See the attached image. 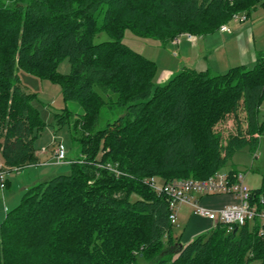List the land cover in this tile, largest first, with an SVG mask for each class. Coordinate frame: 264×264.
<instances>
[{
    "label": "trees",
    "instance_id": "1",
    "mask_svg": "<svg viewBox=\"0 0 264 264\" xmlns=\"http://www.w3.org/2000/svg\"><path fill=\"white\" fill-rule=\"evenodd\" d=\"M257 7L264 0H0L2 168L39 164L33 142L43 123L19 71L57 83L63 102L82 109L56 115L80 155L6 213L0 264H264L259 218L231 230L216 224L182 246L168 198L148 185L206 180L243 147L257 148L264 55L251 70L184 68L160 86L155 63L122 43L126 32L163 44L205 36ZM100 33L109 40L95 43ZM239 110L246 127L223 143L215 127ZM250 194L264 212V189Z\"/></svg>",
    "mask_w": 264,
    "mask_h": 264
},
{
    "label": "rangeland",
    "instance_id": "2",
    "mask_svg": "<svg viewBox=\"0 0 264 264\" xmlns=\"http://www.w3.org/2000/svg\"><path fill=\"white\" fill-rule=\"evenodd\" d=\"M228 27L232 34L238 33L240 28H243L242 32L239 33L243 38V42L241 43L243 48L247 47L248 50H252V47H254L257 50H264V8L257 7L243 23L232 20L228 24ZM181 35H187V33ZM188 35L192 38L195 37L194 41L197 40L196 48L193 45L189 48V45L184 43L185 38L181 36H178L173 42L163 44L158 40L139 38L130 32L125 33L122 43L155 63L157 72L154 82L160 86H164L167 83V79L165 80L164 78L165 75H170V78H172L182 69L186 68L182 58L183 52L181 51L184 44L188 46L192 56L195 57V62L196 64L198 63L197 65H204L206 68L212 69V63L216 59L215 57H217L216 64L213 66L215 68L212 69L215 74H224L229 68L241 64L246 70L254 68L248 62L243 64L237 61L235 49H229L228 52L230 53L232 51V55L228 63H224V66L220 53L213 52L212 54H208V49L212 45L214 47H222L223 45L226 35H222L219 31L205 36ZM108 40L109 38L105 33H100L95 37L94 42L100 43ZM236 40H239V38H236ZM187 67L193 69L192 66ZM57 71L62 75L69 73V64L66 58L61 60ZM18 77L20 84L33 96L31 105L37 110L43 123L42 128L35 133L36 136L33 142L34 149L41 163L36 166L23 168L17 173L10 172L5 175L4 187L3 189L0 188V223L4 220L6 213L20 203L23 195L28 190L27 188L19 191V188L24 185L25 181L35 182L39 178L43 179L45 177L43 176L44 173L50 172L51 170L53 174L48 177L46 176L45 181L61 174H68L70 162L76 160L80 155L79 147L73 143L68 127L59 126L56 121V115H62L64 108L75 114H81L82 109L75 103L65 104L63 102L61 89L57 83L41 79L33 73L22 70L18 72ZM257 120L261 125L257 148L252 151L247 146L243 147L240 151L234 153L224 168L221 169L222 173H229L233 170L242 174L245 185L250 190L264 189V100L258 108ZM238 124H240L243 130L245 129L246 122L242 110H239L237 119L230 115L217 124L215 130L221 134L223 143L226 142L230 135L236 134ZM103 125L104 122L101 120L99 127ZM56 142H61L65 148L66 158L62 163H57L55 157L52 156L51 150L54 148ZM0 169H3L1 164ZM156 179L162 183L159 178ZM187 180L193 179L189 178ZM7 182L12 186L10 192L5 185ZM35 184H38V182ZM11 192L12 194L9 195ZM172 232L174 233V229ZM140 264H144V262L141 261Z\"/></svg>",
    "mask_w": 264,
    "mask_h": 264
},
{
    "label": "built area",
    "instance_id": "3",
    "mask_svg": "<svg viewBox=\"0 0 264 264\" xmlns=\"http://www.w3.org/2000/svg\"><path fill=\"white\" fill-rule=\"evenodd\" d=\"M234 21L245 22V14L233 16ZM222 33H229L230 29L223 25L219 29ZM187 38L192 39L190 35ZM54 157L57 163L64 162L66 152L61 142L54 144ZM21 169H13L10 172L17 173ZM9 173L0 169V188L4 187L5 175ZM158 194H164L168 198L170 210V222L176 223V210L180 204L190 205L194 213L202 218L212 221L215 225L221 224L231 230L234 225L251 222L259 218L264 223V212H257L256 206L251 204L250 189L245 185L244 177L240 173L229 175L221 171L206 180H175L170 183H160L152 178L148 184ZM196 193L201 197L213 195H229L235 198L236 202L219 210H209L201 207L197 202H192L190 195Z\"/></svg>",
    "mask_w": 264,
    "mask_h": 264
},
{
    "label": "crops",
    "instance_id": "4",
    "mask_svg": "<svg viewBox=\"0 0 264 264\" xmlns=\"http://www.w3.org/2000/svg\"><path fill=\"white\" fill-rule=\"evenodd\" d=\"M228 26V25H227ZM243 28H240L238 33H222L219 31V33H221L222 35H226L225 40L223 41V45L222 47L220 46H211V48L208 49V54H212L213 52L216 53H220L221 54V58L223 61V66L225 64L228 63V60L230 58V56L232 55L231 52L229 53V49H235L236 51V55H237V61H240L241 63H246L248 62L250 65H255L256 63V59L258 55H264V50H257L256 48L252 47V50H248L247 47L243 48L242 46V42H243V38L240 36L239 33L242 32ZM181 37L185 38L184 43L189 45V48L191 45L194 46V48L197 47V40H195V37H193L192 39H189L186 37V35H179ZM236 38H239V40H236ZM175 40V39H174ZM173 42V41H171ZM182 45V43H181ZM189 48L187 45L184 44V47H182L181 51L183 52V61L184 64L186 65V68L188 69H192L190 67L187 66H192L193 70L196 71H204V70H210L212 71L215 61L217 60V57H215L216 59L214 60V62L212 63V69L210 68H206L204 65H197L195 62V57L192 56L191 52L189 51ZM228 49V50H227ZM226 61V62H225ZM218 63V61H217ZM225 63V64H224ZM197 66V67H195ZM201 66V67H200ZM237 66H243L241 65H237ZM236 67V66H235ZM184 68V67H183ZM224 68V67H223ZM232 68V67H231ZM230 69V68H229ZM165 80L167 79V81L170 79V75L168 76H164ZM52 151V156H54V149L51 150ZM37 155V153H36ZM38 159H39V164L41 163V160L39 158V156L37 155ZM38 164V165H39ZM36 166V165H35ZM48 171V170H46ZM51 174H53V171L51 170L50 172L44 173L43 176H50ZM29 175V174H28ZM45 177H43V179H38L37 181H25L24 185L22 187L19 188L20 190L23 189H27L32 187V185H34L35 183H41L45 181ZM6 188H8L9 192L11 190V185L9 182H7V184L5 183ZM36 185V184H35ZM3 189V188H2ZM12 194L9 193V195ZM190 199L192 202H197L201 207L209 209V210H219L225 206L231 205L233 203L236 202L235 198H233L232 196L229 195H213V196H205V197H201L196 193H192L190 195ZM173 229H174V233H173V237L176 238L180 245L184 246L186 244H188L189 242H191L195 237H197L198 235L204 234L209 232L214 226L215 224L205 218L199 217L194 213L193 208L188 205V204H180L177 207L176 210V223L173 225ZM176 229V230H175Z\"/></svg>",
    "mask_w": 264,
    "mask_h": 264
}]
</instances>
